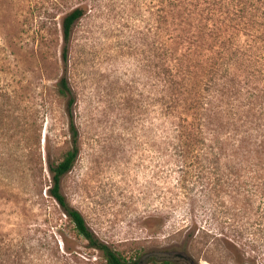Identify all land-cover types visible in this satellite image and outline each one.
<instances>
[{
  "label": "rangeland",
  "instance_id": "1",
  "mask_svg": "<svg viewBox=\"0 0 264 264\" xmlns=\"http://www.w3.org/2000/svg\"><path fill=\"white\" fill-rule=\"evenodd\" d=\"M76 7L86 15L65 63L63 17ZM155 11L154 0H0V89L17 105L13 130H0V264H99V252L47 195L49 165L71 142L57 94L65 73L80 156L63 192L102 241L128 257L137 243L144 254L171 253L163 238L194 220L197 233L205 227L212 237L192 243L193 264H264V186H254L249 168L213 190L209 205L201 183L177 185L182 166L202 170L204 152L182 157L160 134L169 125L159 114ZM210 132L232 165L227 130L212 125ZM206 204L213 217H200Z\"/></svg>",
  "mask_w": 264,
  "mask_h": 264
},
{
  "label": "trees",
  "instance_id": "2",
  "mask_svg": "<svg viewBox=\"0 0 264 264\" xmlns=\"http://www.w3.org/2000/svg\"><path fill=\"white\" fill-rule=\"evenodd\" d=\"M154 2L156 22H160L156 64L162 95L159 114L169 125H161L160 134L182 157L192 148L204 152L202 170L194 174L182 166L177 185L186 188L190 180L194 187L201 183L200 193L207 196L208 205L213 190L223 188L231 176L242 175L248 168L254 186H264V0ZM85 15L82 7H76L63 17L65 63L73 29ZM57 94L66 101L71 142L62 160L49 165L51 185L47 195L57 203L75 235L85 240L89 249L99 252V264H180V260L160 261L155 257L143 261L149 253L144 254L140 243L130 250L133 256H126L102 241L70 203L62 186L79 159L80 133L74 116L76 99L66 73L59 81ZM12 99L0 89V130L4 133L13 130L17 105ZM212 125L227 130L228 139L234 141L229 144L236 148L230 155L234 158L232 165L222 162L223 155H227L224 143L209 138L213 135L209 133ZM208 205L201 206L204 214L200 217L210 218L216 213ZM175 229L163 238L171 252L188 255L198 238L212 237L205 227L197 233L194 220L191 225ZM185 231L188 233L183 238ZM151 239L157 242L161 238Z\"/></svg>",
  "mask_w": 264,
  "mask_h": 264
},
{
  "label": "water",
  "instance_id": "3",
  "mask_svg": "<svg viewBox=\"0 0 264 264\" xmlns=\"http://www.w3.org/2000/svg\"><path fill=\"white\" fill-rule=\"evenodd\" d=\"M155 257L160 261H172V260H180L184 261L187 264H193L192 259L183 253H178V252H171V253H149L147 254L143 261H147L150 258Z\"/></svg>",
  "mask_w": 264,
  "mask_h": 264
}]
</instances>
